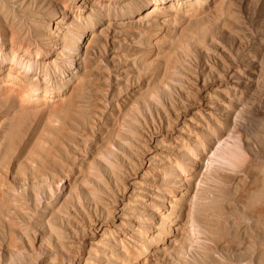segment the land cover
<instances>
[{
  "label": "rangeland",
  "instance_id": "obj_1",
  "mask_svg": "<svg viewBox=\"0 0 264 264\" xmlns=\"http://www.w3.org/2000/svg\"><path fill=\"white\" fill-rule=\"evenodd\" d=\"M0 264H264V0H0Z\"/></svg>",
  "mask_w": 264,
  "mask_h": 264
}]
</instances>
